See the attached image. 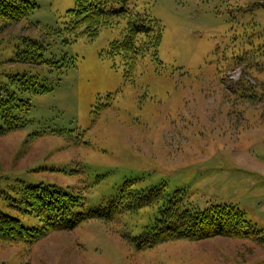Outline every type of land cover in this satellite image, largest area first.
Instances as JSON below:
<instances>
[{
	"label": "rangeland",
	"instance_id": "1",
	"mask_svg": "<svg viewBox=\"0 0 264 264\" xmlns=\"http://www.w3.org/2000/svg\"><path fill=\"white\" fill-rule=\"evenodd\" d=\"M27 1L25 20L0 21V90L29 103L0 135V187L17 199L16 186L53 185L95 208L135 180L189 211L232 206L254 234L137 251L122 234L156 223L158 207L143 208L30 244L0 242V264H264V8L252 10L264 0H149L163 26L161 65L143 56L133 69L108 54L123 21L89 38L63 23L75 0ZM3 199L0 212L14 214Z\"/></svg>",
	"mask_w": 264,
	"mask_h": 264
},
{
	"label": "trees",
	"instance_id": "2",
	"mask_svg": "<svg viewBox=\"0 0 264 264\" xmlns=\"http://www.w3.org/2000/svg\"><path fill=\"white\" fill-rule=\"evenodd\" d=\"M145 1L75 0L74 6L64 13L63 23L67 21L65 24L78 30L77 33L94 38L101 29L114 28L123 21L125 25L122 38L110 43L108 54L130 58V69H133L136 59L143 56H150L157 65H161L158 49L163 26L150 15L146 8L149 0ZM254 5L252 10L264 8V3ZM33 8L35 4L27 0H0V21L7 24L19 23L28 17ZM36 58L40 59L41 56L37 55ZM30 59L27 58L25 62ZM242 60L244 56L240 55L233 58L232 62L235 64ZM28 108L27 101L16 100L13 92L7 94L0 90V135L19 127L17 112L25 113ZM135 182L124 181L114 200L95 208H85V199L80 192H68L53 185L36 184L21 186L22 188L16 186V191L20 193L19 196L15 191L19 196L17 199L11 198L7 194L11 192L10 188L3 185L0 187V194L7 203L5 207L13 208L14 214L0 212V242L30 244L52 231H70L89 220L108 223L121 214L153 207H158L159 216L151 228L139 235L122 234L125 241L132 244L137 251L177 240L245 238L254 234L244 213L232 206L201 213L189 211L183 207L182 197H166L162 186L136 189L133 187ZM175 194L174 192L173 195ZM20 214L38 219L40 226H23L18 218Z\"/></svg>",
	"mask_w": 264,
	"mask_h": 264
}]
</instances>
